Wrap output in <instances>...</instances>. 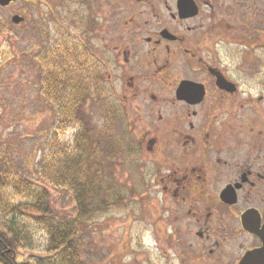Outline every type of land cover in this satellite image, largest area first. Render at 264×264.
<instances>
[{
    "label": "flooded vegetation",
    "instance_id": "flooded-vegetation-1",
    "mask_svg": "<svg viewBox=\"0 0 264 264\" xmlns=\"http://www.w3.org/2000/svg\"><path fill=\"white\" fill-rule=\"evenodd\" d=\"M113 1L120 40H103L93 78L120 114L140 102L129 160L152 157L160 240L195 264H264L249 260L264 253V109L246 108L264 98L261 30L231 26L256 0Z\"/></svg>",
    "mask_w": 264,
    "mask_h": 264
},
{
    "label": "rangeland",
    "instance_id": "rangeland-1",
    "mask_svg": "<svg viewBox=\"0 0 264 264\" xmlns=\"http://www.w3.org/2000/svg\"><path fill=\"white\" fill-rule=\"evenodd\" d=\"M115 8L113 0H16L8 6L0 5V150L7 152L21 175L47 188L53 216L60 222H76L77 202L68 188L44 183L38 164L50 138L57 133L61 142L70 143L78 128L69 125L64 130L57 129L54 110L42 96L39 56L60 43L64 36L88 53L86 73L92 76L96 56L104 49L103 40L109 38L113 43L120 40L113 25ZM247 8L246 19L240 18L242 13L239 16L231 13V26H242L245 32L246 28L261 30L262 62L257 70L264 78V0H256L252 5L254 10ZM16 14L24 18L21 23L12 21ZM121 102L118 121L127 137V118L136 119L141 115L137 111L140 102L132 99ZM247 104V109H264V98L261 102H252V106ZM85 114L99 131L103 118L96 99H88ZM144 124V119L139 117L137 130L141 131ZM129 131L128 137L132 133ZM126 149L127 146L120 147L113 158H104L101 163L99 179L103 180L104 187L98 201L107 197V193L112 200L98 212L99 204L93 206L94 218L87 222L86 217L79 228L81 258L85 264H195L197 260L185 250L187 246L184 248L175 240H160L164 232L157 204L161 202L162 184L158 177L148 181L147 166L152 157L143 147L133 164ZM19 199L15 197L14 201ZM13 218L27 233L17 261L38 264L47 259L50 234L45 222L39 223L35 215L27 212L3 216L2 222ZM162 248L167 251L164 253Z\"/></svg>",
    "mask_w": 264,
    "mask_h": 264
},
{
    "label": "trees",
    "instance_id": "trees-1",
    "mask_svg": "<svg viewBox=\"0 0 264 264\" xmlns=\"http://www.w3.org/2000/svg\"><path fill=\"white\" fill-rule=\"evenodd\" d=\"M88 59L89 55L81 46L64 36L60 43L39 56L42 96L54 110L57 129L64 130L69 125L78 128L70 143L61 142L57 133L47 141L38 164L39 176L44 183L71 191L78 205V218L76 222L56 220L47 188L21 175L7 152L0 150V264H29L17 261L22 241L27 238L26 229L15 218L2 222L3 216L14 217L25 212L35 215L39 223L45 222L50 234L49 255L38 264H85L81 258L79 228L86 217L87 222L94 218L93 206L99 204L98 212L102 207L107 208L108 201L112 200L107 193V197L98 201L104 187L103 180L99 179L101 163L104 158H113L114 152L124 146H127L128 159L130 157L127 137L118 121L119 107L104 99L102 85H98L94 74L88 77ZM91 98L100 103L103 124L99 131L85 114ZM105 141L108 143L104 144ZM15 197H19V201L15 202Z\"/></svg>",
    "mask_w": 264,
    "mask_h": 264
},
{
    "label": "water",
    "instance_id": "water-1",
    "mask_svg": "<svg viewBox=\"0 0 264 264\" xmlns=\"http://www.w3.org/2000/svg\"><path fill=\"white\" fill-rule=\"evenodd\" d=\"M14 1H16V0H0V5L1 6H8L11 2H14ZM12 20L15 23H20L23 20V18L21 16H19V15H14L12 17ZM253 256H252V258H253ZM249 260H252V261H255V262H258V263H264V253L263 252L260 253L259 257H256L255 260L251 259V257H249Z\"/></svg>",
    "mask_w": 264,
    "mask_h": 264
}]
</instances>
